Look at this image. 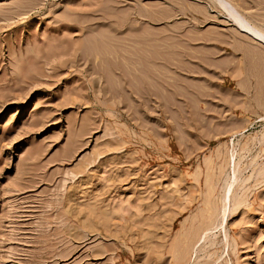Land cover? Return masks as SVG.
I'll return each mask as SVG.
<instances>
[{
  "label": "rangeland",
  "instance_id": "obj_1",
  "mask_svg": "<svg viewBox=\"0 0 264 264\" xmlns=\"http://www.w3.org/2000/svg\"><path fill=\"white\" fill-rule=\"evenodd\" d=\"M226 18L0 0V264H264V44Z\"/></svg>",
  "mask_w": 264,
  "mask_h": 264
},
{
  "label": "bare ground",
  "instance_id": "obj_2",
  "mask_svg": "<svg viewBox=\"0 0 264 264\" xmlns=\"http://www.w3.org/2000/svg\"><path fill=\"white\" fill-rule=\"evenodd\" d=\"M210 2H212L213 3V5H215V7L216 8H219V11L220 12H222L227 18H229L230 19V21H232V23H234L236 26H237V28L240 30L239 32H243L244 34H246V35H248L253 41H255L256 43H259V44H264V30L263 29H261V27L260 28H258V27H256V26H253L239 11H238V9H236L233 5H231L229 2H228V0H209ZM212 5V4H211ZM226 18V19H227ZM229 21V20H228ZM238 31V30H237ZM249 38V39H250ZM250 39V40H251ZM141 41V40H140ZM146 41V40H145ZM151 41V40H150ZM162 41V40H161ZM135 43H140V42H135ZM130 46H132V45H130ZM153 46V45H152ZM186 46V45H185ZM121 47H123V46H121ZM116 48V47H115ZM129 52V51H128ZM139 52V51H138ZM165 52V51H164ZM140 53V52H139ZM142 53V52H141ZM144 53V52H143ZM157 53V52H156ZM141 55H143V54H141ZM140 55V56H141ZM144 55H145V53H144ZM107 56V55H106ZM118 56V55H117ZM117 56H115V58L116 59H118V57ZM93 57V56H92ZM113 58H114V56H112ZM119 57H120V55H119ZM122 57V56H121ZM125 56L123 55V57H122V59H125L124 58ZM128 57V56H127ZM94 58H95V56H94ZM110 58V57H109ZM108 57H107V60H110ZM114 58V59H115ZM129 58H131L130 56H129ZM153 58V57H152ZM155 58H158V57H155ZM121 59V58H120ZM121 59V60H122ZM140 59H143V58H140ZM95 60V59H94ZM130 60V59H129ZM128 60V61H129ZM144 60V59H143ZM142 60V61H143ZM151 60V59H150ZM155 60H158L159 61V59H154V61ZM253 60V59H252ZM124 61V60H123ZM122 61V62H123ZM126 62H128L127 61V58H126V60H125ZM157 61V62H158ZM92 62V61H91ZM151 62H153V61H151ZM203 62V61H202ZM139 63V62H138ZM154 63V62H153ZM122 64V63H121ZM124 64V63H123ZM128 64V63H127ZM129 64H130V61H129ZM143 64V63H142ZM145 64V63H144ZM160 63H158V65L156 64V61H155V64L154 65H156V66H160L159 65ZM119 65V64H118ZM135 65V64H134ZM133 65V66H134ZM152 65L153 64H151V67H152ZM153 65V66H154ZM173 64H171L170 66H172ZM175 65V64H174ZM137 66H140V64H138ZM148 66V65H147ZM180 66V65H179ZM123 67V66H122ZM127 68H129V65H127ZM131 68V67H130ZM149 68V67H148ZM157 68V67H156ZM156 68H153V69H156ZM160 68V67H159ZM158 68V69H159ZM135 69V68H134ZM147 69V68H146ZM161 69V68H160ZM175 69H176V65H175ZM117 70V69H116ZM137 70V69H136ZM136 70H134V71H136ZM138 70H139V68H138ZM137 70V71H138ZM149 71H151V69L149 70ZM161 71H163V70H161ZM157 72V71H156ZM156 72L154 73V74H156ZM137 73V72H136ZM158 73H160V74H163V72H158ZM131 74V73H130ZM138 74V73H137ZM143 74V73H142ZM140 75V74H139ZM152 75V74H151ZM154 76V75H153ZM152 76V77H153ZM156 76H157V74H156ZM161 76V75H160ZM134 77H137V76H134ZM148 77V76H147ZM151 78V77H150ZM156 78V77H155ZM172 78V77H171ZM159 79V81H165V80H161V78H157V80ZM173 79H175L174 77H173ZM141 80V79H140ZM172 80V79H171ZM153 81V80H152ZM176 81V80H175ZM140 83V82H139ZM144 83V82H143ZM246 83V82H245ZM147 84V83H146ZM155 84V83H154ZM172 84H175V83H172ZM156 85H158V84H156ZM160 85V84H159ZM176 85V84H175ZM239 85H240V82H239ZM243 85V84H242ZM174 86V85H173ZM177 86V85H176ZM194 86V85H193ZM171 87V86H170ZM178 87V86H177ZM143 88V87H142ZM173 88V87H172ZM196 88V87H195ZM194 89V88H193ZM151 90V89H150ZM133 91V90H132ZM178 92V91H177ZM159 93V92H158ZM180 93V92H179ZM204 94V93H203ZM178 96V95H177ZM207 96V95H206ZM174 100V99H173ZM197 100V99H196ZM174 103H175V101H174ZM173 104V103H172ZM259 108V107H258Z\"/></svg>",
  "mask_w": 264,
  "mask_h": 264
}]
</instances>
